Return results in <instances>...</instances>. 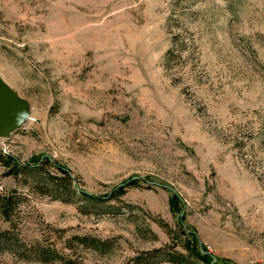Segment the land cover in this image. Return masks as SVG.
<instances>
[{
    "label": "rangeland",
    "instance_id": "rangeland-1",
    "mask_svg": "<svg viewBox=\"0 0 264 264\" xmlns=\"http://www.w3.org/2000/svg\"><path fill=\"white\" fill-rule=\"evenodd\" d=\"M0 78L23 111L0 153L68 172L0 157V264H135L180 211L218 264H264V0H0Z\"/></svg>",
    "mask_w": 264,
    "mask_h": 264
},
{
    "label": "trees",
    "instance_id": "trees-1",
    "mask_svg": "<svg viewBox=\"0 0 264 264\" xmlns=\"http://www.w3.org/2000/svg\"><path fill=\"white\" fill-rule=\"evenodd\" d=\"M0 157L2 158L3 165L6 167L8 176L17 177L20 174L28 173L31 175H40L42 170V165L45 163H51L53 167L58 170L63 176H67V170L63 167L58 166L52 160H50L46 156L32 158L30 162H27L26 165H20L16 162L12 157L7 156L3 153H0ZM47 185L52 187L54 192H60L61 190H65V183L63 178L51 177L49 174L44 175ZM69 178V177H68ZM136 185V182L132 179L127 180L126 182L118 185L114 189H112L108 194L102 196L90 195L79 188H76V192L83 197L84 200H87L91 205L97 204H106L110 203L113 200H117L121 197L125 189L128 187H132ZM14 196H5L0 194V213L2 214L5 220H9V214L6 209L11 207L14 204ZM178 198L174 194H170L168 197V207L171 211H175L178 208ZM119 211V209H117ZM182 211H180V215L178 216L175 227L173 229L169 228L162 220H153L156 225L162 228L166 235L169 238V243L162 248L154 249L150 252H146L140 254L135 257V264H160V263H169V264H218L216 259L212 257L205 249L204 246L198 241L195 233L188 229L182 223ZM153 239L155 236L152 235ZM181 240L177 243V240ZM81 242H85L86 239L78 238ZM8 240V239H6ZM5 239H2L0 243L6 242ZM96 245H92L95 248H99L100 246H104V242L93 240ZM43 256L46 255V251H41Z\"/></svg>",
    "mask_w": 264,
    "mask_h": 264
},
{
    "label": "water",
    "instance_id": "water-1",
    "mask_svg": "<svg viewBox=\"0 0 264 264\" xmlns=\"http://www.w3.org/2000/svg\"><path fill=\"white\" fill-rule=\"evenodd\" d=\"M22 120L23 111L18 99L0 78V133L13 132Z\"/></svg>",
    "mask_w": 264,
    "mask_h": 264
}]
</instances>
